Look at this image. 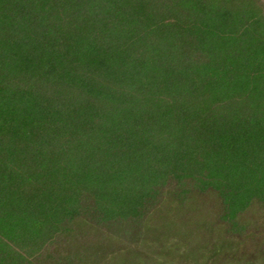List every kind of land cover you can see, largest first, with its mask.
Returning a JSON list of instances; mask_svg holds the SVG:
<instances>
[{
	"label": "trees",
	"instance_id": "1",
	"mask_svg": "<svg viewBox=\"0 0 264 264\" xmlns=\"http://www.w3.org/2000/svg\"><path fill=\"white\" fill-rule=\"evenodd\" d=\"M0 264H264V0H0Z\"/></svg>",
	"mask_w": 264,
	"mask_h": 264
}]
</instances>
